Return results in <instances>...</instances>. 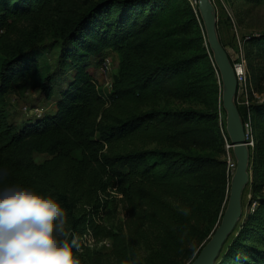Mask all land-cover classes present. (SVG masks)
<instances>
[{"label":"trees","instance_id":"1","mask_svg":"<svg viewBox=\"0 0 264 264\" xmlns=\"http://www.w3.org/2000/svg\"><path fill=\"white\" fill-rule=\"evenodd\" d=\"M247 41L249 86L263 93L264 33ZM48 47L58 51L54 70L40 60ZM106 51L118 56L108 91L89 72ZM70 70L54 112L10 121L11 95L51 99L55 77ZM220 107L221 75L189 0H0V192L56 198L81 264L199 255L230 194ZM249 111L252 196L215 264H264V98ZM35 153L49 158L38 163Z\"/></svg>","mask_w":264,"mask_h":264},{"label":"rangeland","instance_id":"2","mask_svg":"<svg viewBox=\"0 0 264 264\" xmlns=\"http://www.w3.org/2000/svg\"><path fill=\"white\" fill-rule=\"evenodd\" d=\"M213 2L218 14V33L231 57L232 63L239 65L242 56H245L248 67V57L246 56L248 47L246 44L248 42L247 40L249 36H259L264 33V0H213ZM106 56H112L114 59V67L107 76H104L100 73V67ZM40 60L42 63H46V65L50 64V67L54 70L59 65L57 49L48 47L44 56L40 57ZM117 67V54L113 51H106L104 54L96 55L91 58L89 72L93 75L100 87L108 91L109 88L106 85L107 81L113 79ZM72 75L73 71L70 70L55 77L53 82L55 96L51 99H47L41 91L32 89L26 90L23 94L11 95L9 97L10 105L8 109L10 121L19 126L35 115L54 112L60 91L67 87L68 81L71 80ZM262 87L264 88V83ZM256 94L260 98H264V91L263 93L256 92ZM247 98H250L251 102L254 98L257 99L253 94L251 95V93L248 97L241 93L237 96V103L242 106V102ZM219 110L221 123L225 125L227 124L226 110H222L221 107ZM48 158L49 156L47 154L35 153V160L38 163ZM233 175L234 171L231 169L230 180H232ZM251 196V189L248 187L244 192V204L248 202ZM110 249L111 243L108 241V243H105L102 247V250L109 251Z\"/></svg>","mask_w":264,"mask_h":264},{"label":"clouds","instance_id":"3","mask_svg":"<svg viewBox=\"0 0 264 264\" xmlns=\"http://www.w3.org/2000/svg\"><path fill=\"white\" fill-rule=\"evenodd\" d=\"M187 216L190 209H181ZM66 210L26 187L0 192V264H81L65 230Z\"/></svg>","mask_w":264,"mask_h":264},{"label":"water","instance_id":"4","mask_svg":"<svg viewBox=\"0 0 264 264\" xmlns=\"http://www.w3.org/2000/svg\"><path fill=\"white\" fill-rule=\"evenodd\" d=\"M198 9L203 19L208 43L221 75L223 107L227 113L226 128L234 146L233 152L236 158V168L231 180L228 205L222 220L194 261V264H215L243 216L244 191L251 178V151L247 146L244 120L237 103L238 80L235 68L218 33L216 7L213 0H199Z\"/></svg>","mask_w":264,"mask_h":264},{"label":"built area","instance_id":"5","mask_svg":"<svg viewBox=\"0 0 264 264\" xmlns=\"http://www.w3.org/2000/svg\"><path fill=\"white\" fill-rule=\"evenodd\" d=\"M189 1L191 2L193 6H198L199 0H189ZM113 65H114L113 58L111 56H106L103 59V62L101 64L100 73L104 76H107L112 71L114 67ZM233 66L235 68V72H236V76L238 80V95L242 93L248 97L249 94L251 93V95L253 94V96H255L256 98H260L254 91V89L249 86L251 82V76H250V71L248 70V67H247L246 57L242 56V59L239 62V65L233 64ZM106 85L111 87L112 80L111 81L108 80ZM250 104H251L250 98H247L246 100L242 102V106H246L247 111H248V118L244 121L247 146L249 147L250 151H254L256 149V141L254 138V127L252 125V121H251L250 114H249ZM221 132H222L223 140L225 142L226 160L228 163V169L229 171L231 169L234 171V169L236 168V158L233 152L234 146L227 132L226 126L224 127L222 123H221ZM194 261H195V258H192L188 260L185 264H194Z\"/></svg>","mask_w":264,"mask_h":264}]
</instances>
